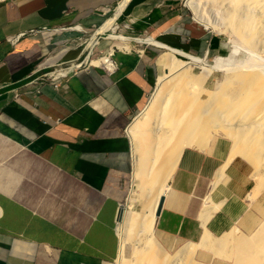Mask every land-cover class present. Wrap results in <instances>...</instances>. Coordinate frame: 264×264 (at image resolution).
<instances>
[{"label":"crops","instance_id":"1","mask_svg":"<svg viewBox=\"0 0 264 264\" xmlns=\"http://www.w3.org/2000/svg\"><path fill=\"white\" fill-rule=\"evenodd\" d=\"M121 1L0 3V264H116L117 213L132 172L125 128L155 83L160 47L117 51L113 72L70 64L86 32ZM185 2L126 0L121 11L136 30L181 47ZM60 64L69 65L61 85L31 82ZM229 149L217 136L180 151L154 225L163 250L197 243L195 264H231L200 245L205 234H251L264 220V182L246 158L229 159ZM208 192L216 210L204 209Z\"/></svg>","mask_w":264,"mask_h":264},{"label":"bare ground","instance_id":"2","mask_svg":"<svg viewBox=\"0 0 264 264\" xmlns=\"http://www.w3.org/2000/svg\"><path fill=\"white\" fill-rule=\"evenodd\" d=\"M125 1L93 32L83 49L90 51L99 36H104L119 16ZM186 4L209 27L224 28L249 47H264V0H186ZM206 9L214 10L213 18L206 16ZM106 26L107 29L102 31L101 28ZM138 42L165 45L150 35ZM170 49L193 57L182 47ZM84 59L92 63L108 61L107 56L91 60L87 55ZM155 64L158 74L152 94L127 126L132 155L130 195L134 194L141 207L139 210L131 209L127 201L122 206L121 219L116 222L119 249L115 260L116 264H185V260L187 264H195L197 262L191 256L198 247L197 243H186L174 251H166L156 241L154 225L158 199L166 193L182 148L188 145L206 147L214 134L232 139L229 159L240 155L255 168L264 166V69L238 66L229 71L230 74L225 72V78L215 88L204 86L195 92L196 89L192 90L195 83L201 86L203 82L193 80L195 74L187 72L186 60L162 50ZM65 72L66 68L60 69L61 74ZM206 77L202 75L201 80ZM229 86L230 90L227 89ZM213 195L210 192L206 196L204 209L207 211L210 206L212 210L218 208V203L211 205ZM241 234L237 228L217 239L205 234L200 245L207 243L217 254L231 258L233 264H264V220L253 233ZM128 242L132 245L135 260H129L125 252Z\"/></svg>","mask_w":264,"mask_h":264},{"label":"rangeland","instance_id":"3","mask_svg":"<svg viewBox=\"0 0 264 264\" xmlns=\"http://www.w3.org/2000/svg\"><path fill=\"white\" fill-rule=\"evenodd\" d=\"M121 2H119V4ZM118 5L116 4L113 6V8L109 11L108 15L106 16L107 17L106 20H108L109 18L113 16ZM125 7L120 12L117 19L112 23L111 27L104 33V36L100 39L99 44L95 45L94 49L92 48L91 60L97 59L95 57H99L101 55L100 51H102V54H104V52H106L110 46H113L114 54H115L117 51H126V50H129V51L137 50L138 51L144 48L145 46L154 45V44H150L147 42L145 43L138 42L139 40L145 39V37L149 35L150 36H155V35L153 33L149 34L147 32L136 30V28L133 26V22H131L132 20L130 19L131 21H128L127 19L128 17L124 15L123 11ZM205 13H206V16L208 15L211 18H213L212 13L215 14L214 10H210V9H206ZM186 25H187V30H186L187 33L185 34V37H184L185 46L183 44L181 47L185 48V50L188 53L192 54L193 57L189 56L188 54L186 55L184 53L172 51L170 47L176 48L177 46L175 45L171 46V45L165 44L163 46L158 45L157 47H160L158 48L160 51L164 50V51L173 52L177 57L187 61V64H188L187 72L190 74L192 73L191 75L195 74L193 75V80L195 82L202 81L204 84L200 86V85H197V83H195V86H193L194 89L191 87L192 90L196 89L195 92H197V88L199 91V89L204 88V86L212 88V89L215 88L217 84L220 83L227 74H230L229 71L234 70L235 68L240 67V68H250V69L261 68L259 70L264 69V47L262 46L249 47L236 34L224 28H221V27L217 29L213 27H209L208 25L205 24V22L201 21L199 18L195 16V14L188 7V5H187ZM107 27L108 26H106L105 28L102 27L101 30L105 31ZM93 32L94 30L90 31L86 36H84L85 39H83V43L79 49L80 53H79V58H78L77 63L82 60L85 62H89L88 60L84 59L86 58L89 50L82 49V47L84 48V46L88 43ZM160 51H159V54H160ZM55 68L58 70L61 67H52V69L48 71H53ZM225 72H226V75H225ZM157 74H158V70H157ZM157 74H156L155 83L153 84V87L151 91L149 92L148 98L151 96L154 86L156 85ZM202 75H207L205 80H201ZM227 89L230 90L231 86H229ZM141 110L142 108L136 111L133 117L136 116L138 113H140ZM127 136L130 139L129 135ZM217 136H220V135L214 134L211 140L213 138L215 139ZM222 137L227 139L229 145L232 144L231 138L227 136L225 137L222 136ZM252 166H253V170L255 169L254 179L258 182L263 183L264 182V169H263L264 166L262 165L263 168L262 167L255 168L256 166L254 165ZM131 183H132V180H131ZM126 203H129L131 205V209H134V210H139L141 207L139 202L136 201L134 194L132 196L130 195V190H129V195H128ZM241 235L247 236V234H243V233ZM125 252L129 260H135V258H133L134 254L132 252V245L130 242L126 243ZM229 260L231 261V264H233L232 259L229 258ZM185 261H186L185 264H187V260Z\"/></svg>","mask_w":264,"mask_h":264},{"label":"built area","instance_id":"4","mask_svg":"<svg viewBox=\"0 0 264 264\" xmlns=\"http://www.w3.org/2000/svg\"><path fill=\"white\" fill-rule=\"evenodd\" d=\"M4 1H7V0H0V3L1 2H4ZM97 28L98 27L94 28L93 30L96 31ZM31 32H34V31H31ZM89 32L90 31L86 32V34H88ZM101 38H102V36H99V38L97 39V42L95 43V45H98L99 44ZM82 43H83V40L81 41V45H82ZM81 45H80V47H81ZM82 49H83V47H82ZM85 49H87V48H85ZM143 49L144 48H142L140 50L143 51ZM140 50H138V51H140ZM81 51H83V50H81ZM100 53H101V55L99 57H95V58L101 59L103 56H107L108 61H102V62L100 61L97 64H93L91 61H89V62H85L86 65H83V66L86 67L87 65L89 66V65H92L93 64V65L101 66V67L105 68L109 72L115 71L117 69L118 64L115 61V59L113 58V55H114V48H113V46H110L109 49L106 52H104V54H102V51H100ZM87 55H89V57H91V55H92V49L90 51H88ZM78 58H79V56H78ZM82 64H84V61L83 60L80 61V62H78V63H76V64L71 63L70 65L71 66L73 65V67H75V66L79 67ZM55 67L66 68L67 70L69 69L68 68L69 65H65V64H60V65H57ZM60 69L57 70L55 68L53 71H46L43 74L38 75V77H36L35 79H33L31 82H35V83H38V84H42V83L48 82V83H51L54 87H57L58 85H61L62 78L67 74V72H65L64 74H61L60 73ZM57 71H59V72H57ZM125 133H126V135H128L126 128H125Z\"/></svg>","mask_w":264,"mask_h":264},{"label":"water","instance_id":"5","mask_svg":"<svg viewBox=\"0 0 264 264\" xmlns=\"http://www.w3.org/2000/svg\"><path fill=\"white\" fill-rule=\"evenodd\" d=\"M163 201H164V194H161L159 199H158V204H157V208H156V212H155L156 217L159 215V213L161 211ZM121 210H122V206L119 207V210H118V213H117V220L121 216Z\"/></svg>","mask_w":264,"mask_h":264}]
</instances>
